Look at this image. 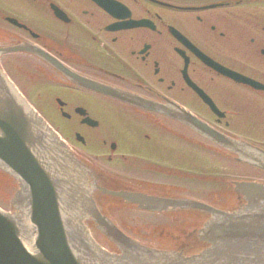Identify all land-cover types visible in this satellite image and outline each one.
Segmentation results:
<instances>
[{"label": "flooded vegetation", "instance_id": "flooded-vegetation-1", "mask_svg": "<svg viewBox=\"0 0 264 264\" xmlns=\"http://www.w3.org/2000/svg\"><path fill=\"white\" fill-rule=\"evenodd\" d=\"M115 1L131 11L122 22L111 13L112 5L104 9L95 0H0V35L9 39L0 43L39 47L86 80L162 106L178 104L222 132L264 130V90L216 71L171 33L176 28L214 61L264 84V0ZM53 6L66 18L57 17ZM8 16L19 24L7 21ZM140 19L152 26L124 27L125 21ZM11 57L17 66L38 65L47 71L44 81L52 88L53 101L59 99L52 110L61 117L69 115L74 149L94 164H114L122 179H138L144 191L172 194V166L199 164L204 172L207 156L219 157L216 145L170 116L84 88L48 60L26 52ZM185 65L224 118L187 85ZM78 108L97 124H83ZM77 133L83 141L76 139ZM160 133L170 134L172 141L159 140ZM257 141L264 146V135ZM118 165L126 167L119 170Z\"/></svg>", "mask_w": 264, "mask_h": 264}, {"label": "water", "instance_id": "water-1", "mask_svg": "<svg viewBox=\"0 0 264 264\" xmlns=\"http://www.w3.org/2000/svg\"><path fill=\"white\" fill-rule=\"evenodd\" d=\"M234 150L250 153L242 144ZM67 156L63 142L0 69V167L20 180L22 190L14 203L26 209V218L0 209V264H264V184L236 183L247 201L239 210L204 205L216 216L202 231L209 245L198 254L186 257L138 246L107 226L106 232L122 247V254L116 255L89 237L84 214H78L75 204L85 191L74 177L69 182L61 173L68 169ZM81 171L74 172L79 176ZM120 196L140 201L134 195ZM148 203L177 204L155 198Z\"/></svg>", "mask_w": 264, "mask_h": 264}, {"label": "rangeland", "instance_id": "rangeland-1", "mask_svg": "<svg viewBox=\"0 0 264 264\" xmlns=\"http://www.w3.org/2000/svg\"><path fill=\"white\" fill-rule=\"evenodd\" d=\"M9 61L7 60L5 63L6 69L9 71ZM35 88V87H26L24 91L26 94L29 95L30 100L32 103H35L37 105H44L46 108L48 107L47 103L51 102V94L50 90L48 88ZM41 94V98L39 97ZM51 112V111H50ZM50 118L53 120L55 116H50ZM56 120V118H55ZM224 166L227 167V163L223 164ZM229 167V166H228ZM233 169L230 168V172L234 173L237 171H233ZM245 170H239V175L241 176H247L248 173L245 175ZM0 184H1V189H0V199L1 200H7L8 199V194L6 193L4 186L8 185V181H5L2 177L0 178ZM12 185L9 186V191H11ZM174 217H176L174 215ZM178 220L177 218L172 219V223L176 222ZM186 230L184 227H178L177 225L172 226V229H164V230H158V229H150V228H132L130 229L131 232H134L135 235H138L144 240L149 241V243L156 244V245H172V242L175 240L176 237H180L183 235V231ZM185 233V232H184Z\"/></svg>", "mask_w": 264, "mask_h": 264}, {"label": "bare ground", "instance_id": "bare-ground-1", "mask_svg": "<svg viewBox=\"0 0 264 264\" xmlns=\"http://www.w3.org/2000/svg\"><path fill=\"white\" fill-rule=\"evenodd\" d=\"M108 219H109V217H108Z\"/></svg>", "mask_w": 264, "mask_h": 264}]
</instances>
